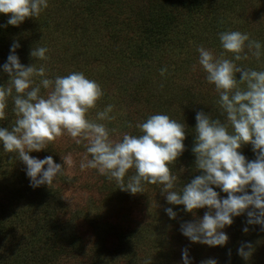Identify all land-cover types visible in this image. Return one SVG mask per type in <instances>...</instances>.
Here are the masks:
<instances>
[{"label": "clouds", "instance_id": "clouds-1", "mask_svg": "<svg viewBox=\"0 0 264 264\" xmlns=\"http://www.w3.org/2000/svg\"><path fill=\"white\" fill-rule=\"evenodd\" d=\"M48 6V0H0V13L9 15L8 25L19 26L26 18L38 17ZM219 40L223 49L220 56L199 46L198 63L206 73L207 82L215 86L219 96L217 103L226 122L197 112L196 142L192 151L196 157L195 167L202 174L184 185L181 191L174 190L177 177L171 173L169 165L185 150L184 124L166 114H154L136 125L141 135L124 133L122 139L113 140L105 124L87 118L103 96L101 86L81 72L56 76L54 80L47 78L45 65L21 64L16 54L20 47L18 42L11 46L3 65L10 79L7 87H0V121L7 119L9 97L16 117L10 130L0 128L3 150L18 154V159L26 165L31 187H50L58 175L64 174V166L71 165V157H62L61 165L55 163L52 156L41 160L29 153L46 149L66 133L76 144L84 143L91 156L89 159L86 155L81 161L82 171L95 169L109 180H115L122 191L133 195L144 192V183L161 185V194L166 195L167 202L183 205L189 213L195 214L194 210L207 207L202 219L181 225L182 234L193 243L224 246L229 237L222 229L233 223V217L245 212L247 224L260 225L264 230V70L236 63L247 60L249 53L260 60L264 52L261 43L250 39L247 33L225 31L219 33ZM47 51L45 47L33 48L30 55L46 61ZM226 54H231V58H225ZM166 71V68L161 69V75ZM236 73H240L239 80ZM34 77L40 78L39 84ZM41 88L48 90L46 95H41ZM113 108L108 105L98 111L96 120H115L116 117L110 115ZM246 144H251L256 154L253 161H247L239 151ZM132 169L134 174L125 182ZM212 186L226 193L227 198L221 199ZM249 187L251 194L247 191ZM165 211L170 218H176L172 208ZM243 231L247 233L248 227ZM252 249L250 242L242 243L238 254L248 260ZM182 259L183 264H191L187 249L182 251ZM201 264H217V261L208 259Z\"/></svg>", "mask_w": 264, "mask_h": 264}, {"label": "rangeland", "instance_id": "rangeland-1", "mask_svg": "<svg viewBox=\"0 0 264 264\" xmlns=\"http://www.w3.org/2000/svg\"><path fill=\"white\" fill-rule=\"evenodd\" d=\"M128 1L130 0H125V2ZM246 2L256 3L259 6H257L255 11L251 12L248 10L238 17V24L230 25L226 31H238L241 28H246V33H248L250 26L255 27L254 21H257L260 25L264 24V0H246ZM179 14L181 24L172 28L169 40H165L159 45L152 44L150 36L145 37L144 41L141 40L143 43L141 46L147 49L143 52L146 53L147 58H150L152 67L160 66L162 63L165 65L170 60L173 62L172 66L180 67L178 72H175L174 85L176 87H173L174 91H183L184 88L180 89V87L185 82L187 83V79L197 76L195 73L197 67L200 66L198 63L199 53L197 51L199 46L212 50L216 57H219L223 51L221 47L215 51V46L212 43H197V36L200 35L202 30V21L197 24L195 22L197 17H193L187 11H181V9H179ZM127 15H119L117 18L123 19ZM213 24H218L220 31H223L226 25L221 19H213ZM184 26H189L186 32H184ZM115 27L117 32L121 24L117 22ZM139 34L140 31L129 32V35L131 37L134 36L135 39H137ZM205 35L211 38L213 35L211 29ZM40 38L38 36L37 39ZM215 39L219 40V35ZM104 42L110 44L111 40L108 36H105ZM69 43L75 47H81L79 40L65 43L64 40L56 39L55 37H51L48 40L42 39L39 46L36 47L48 49L46 53L48 59L46 61L35 59L34 63L37 67L41 64L45 65L47 78L54 80L56 76H66L72 72H78V68L84 66L83 63H77L76 59L69 61V55L72 52L69 49ZM138 43L140 44L139 41ZM82 49L87 51L89 46L87 50L85 47ZM247 51L248 49L245 48V52ZM186 52L189 53L188 58L191 59L190 65H185V62H182V60H185L183 56L187 55ZM248 55L249 58L242 60L241 65L236 62L238 66H246L245 68L258 71L264 70L262 59L257 60L250 53ZM92 57L102 58L104 55L101 52H97ZM89 65L81 73L101 86L103 96L97 101L96 107L89 111L87 118L105 124L110 130L111 139L120 140L124 133L136 136L141 135L142 133L136 125L145 122L149 116L154 114H166L171 119H175L185 125L186 138L183 141L185 150L177 158L176 162L169 165L171 173L177 177L174 190L181 191L184 185L191 182V177L194 173L202 172L195 167L196 157L192 149L196 142V114L202 110V112H207L209 108L205 104L208 105V103H202L204 106L202 108L203 106L201 107V103H198L199 101H193V104L187 102L186 108L179 111L174 110L175 104L168 106L166 111L161 106H155L154 108L149 105L146 106L144 104L146 100L140 97L139 94L134 95L129 86H122V84H116L113 81L115 76L106 71L107 66H105L103 59L102 61L91 59ZM148 70L150 73L154 71L153 68H148ZM179 70H184L181 73L182 78L188 75L186 76V81H180ZM235 75L239 80L240 73ZM35 79H38V77H34ZM176 82L178 85H176ZM213 88H215L213 84H208L204 93L213 94L211 91ZM47 91L42 88L43 95H46ZM178 93L181 94L180 92ZM13 95H15V92H13ZM8 105H11L13 109L14 104L11 98L8 101ZM108 105L114 106L110 115H114L116 119L112 121H97L96 113L103 111ZM172 110L175 114L170 113ZM15 119V116H10L6 121L15 122ZM189 125L193 127L192 130ZM112 129H115V132H112ZM243 146L245 147V145ZM29 155L41 160L47 156H52L54 162L61 165L64 163L62 157H71L72 163L64 166V174L58 175L50 187L42 185L33 188L34 191L40 193L48 192V195L44 197L46 204L41 205L42 207H39L34 212L36 213V220L41 224L42 221L46 222L50 217L51 219L55 218L52 222L55 225L60 223L63 229L66 228L65 223L70 224L64 232L67 238L60 242L54 241L49 235V230H37L39 224L36 227L33 225L31 227L27 225L20 226V230L10 233L13 235L17 234L16 239L19 235L29 237V246L31 248L19 247L20 254L29 258L26 264L32 261L35 262L33 260L34 255L30 256V249L34 250V252L39 250L38 256L34 257L47 260L46 264H127L126 259L129 253L134 256V262L137 264H146V262L148 264H183L182 251L184 249L188 250L191 264H201L202 261L208 259H215L217 264H264V230H262L260 225L247 224V212L233 217V223L222 229L229 237L228 242L224 246L213 247L201 243H193L182 234L181 225L202 219L205 212L208 211L207 207L194 210L195 214L189 213L184 210L183 205L169 204L166 200V195L161 194V185L144 183V192L133 195L128 191H122L118 188L115 180H109L106 176L100 175L95 169L82 171L79 167L81 161L84 160L86 155L89 159H91V156L87 154L84 143L76 144L66 133L47 145L46 149L32 151ZM19 162L22 161L19 160ZM186 164L189 166L190 172L184 169ZM14 165L16 166L12 167L9 163L0 165V169L2 166L10 168L9 170L5 168L0 172L2 175L0 180L2 177H6L0 185V264H3V262L11 264L9 259H18L17 254H15L19 253L16 245L14 242L9 244L6 241L7 236L1 233L5 226L4 216L6 214L4 210L16 214L19 213L15 205L17 194H14V191L22 187L25 182L30 181L26 175V165L24 164L25 169H20L18 162ZM134 172V169L129 171L125 177V182ZM212 187L219 193L221 199L227 198L226 193H223L215 186ZM247 191L251 194V188H248ZM27 196L28 193L21 199L24 202L22 203L23 205L28 204L25 201ZM167 208H172L176 213L175 219L170 218L166 213L165 209ZM32 218L33 216H31ZM18 225L21 224L18 223ZM245 227L249 229L247 233L243 231ZM19 242L22 243L23 241L20 240ZM245 242H250L253 245L252 255L248 260L243 259L238 254L239 247ZM33 246L38 250L33 249ZM36 263H38L37 260ZM42 263L45 264L44 262Z\"/></svg>", "mask_w": 264, "mask_h": 264}, {"label": "trees", "instance_id": "trees-1", "mask_svg": "<svg viewBox=\"0 0 264 264\" xmlns=\"http://www.w3.org/2000/svg\"><path fill=\"white\" fill-rule=\"evenodd\" d=\"M48 5V8L43 10L38 17L26 18L19 26L8 25L7 21L9 15L0 13V87L8 86L10 77L3 71V65L7 62L11 46L14 42H18L20 45V47L16 49V54L21 64L29 66L35 63V59L31 57L30 52L33 48L39 46L42 39L48 40L51 37H55L56 39L64 40L65 43L79 40L81 45L80 48L69 43V49L72 51L69 55V61L76 59L77 63H83L84 65L78 68V72L85 71V67L90 66L89 63L91 59L98 61H102L103 59L105 66H107L106 71L115 76L113 81L116 84H122V86H129V89L132 90L134 95L139 94L140 97L146 100L144 102L146 106L149 105L153 108L155 106H161L166 111L168 106L175 104L176 107L174 110L179 111L186 108L187 102L193 104V101H199L198 103H201V107L203 106L202 103H208V105L205 104V106L209 108L207 112H204L205 114L209 113L212 119H220L222 122H226L224 120L225 117L221 115V109L217 103L219 96L216 94L215 88L211 89L213 94L204 93L209 83L206 80V73L201 66L197 67L195 73L197 76L194 78L189 77L187 79L188 85L185 82V84L180 87V89L184 88L183 91H174L176 87L174 85V76L175 72H178L180 67L172 66V60L165 65L162 63L160 66L152 67L150 58H147L146 53L143 52L147 49L141 46L143 44L141 40L144 41L145 37L150 36V40L154 45H159L165 40H169V34L172 33V28L175 25L181 24L179 14V9H181V11H187L193 17H197L195 20L197 24L199 21H202V30L200 35L197 36V43H212L216 51L221 47L220 40L215 39L219 33L225 32L230 25L238 24V17L248 10L251 12L255 11L259 4H251L246 2V0H130L128 2H125V0H48ZM126 14H128L127 17L123 19L117 18L119 15ZM131 15H133V17H131ZM213 19H221L225 22L226 25L223 31H220L218 24L212 25ZM117 22L121 24V27L116 32L115 24ZM254 22L255 27L250 26L247 34H249L250 39L257 40L261 43V50L264 52V24L260 25L257 21ZM188 27L189 26H184V32H186ZM209 29H211L213 34L211 38L205 35ZM134 31H140V34L137 35V39L129 35V32L134 33ZM238 31L246 33V28H241ZM38 36L41 38L37 39ZM105 36L110 38L111 45L104 42ZM135 40L137 41L135 42ZM88 46L89 50H87ZM83 47H85L87 51H84L82 49ZM97 52H101L104 57H92ZM186 53L187 55L183 56L185 60H182V62H185V65H190L191 59L188 58L189 53ZM225 58L230 59L231 54H226ZM260 59H262L264 63V55H262ZM237 63L240 65L242 64L241 61ZM148 68H153L154 71L150 73ZM164 68H166L167 71L162 76L160 70ZM183 71L184 70H179L180 81H186V76H188L186 75L182 78L181 73H183ZM35 81L36 84H39L40 78L38 77ZM176 85H178L177 82ZM41 95H43L42 88ZM10 98L11 97H9L8 101H10ZM202 108H204V106ZM6 112L7 119L0 121V128L10 130L15 123L6 121L10 116H15L11 105H8ZM170 113L175 114L173 110ZM189 127L191 130L193 129L192 126L189 125ZM228 130L231 132V127H229ZM239 151L245 156L247 161L256 159V154L253 152L251 144H246L245 147L242 145ZM19 160L18 155L15 153L5 152L3 150V144L0 143V165L9 163L10 166L15 167L16 165L14 164L18 162L20 169H25L24 163L19 162ZM184 167L185 170L190 172V168L187 164ZM5 168L8 167L2 166L0 172ZM9 169L10 168H8V170ZM201 173L202 172L194 173L191 180L201 175ZM0 176L2 175L0 174ZM5 178L6 177L1 178L0 185L4 182ZM30 190L31 192L33 191V193H31ZM14 192V194H17L15 205L19 213L16 214L4 210L6 214V216H4L5 226L1 233L7 236L6 241L9 244L14 242L18 249L17 252L19 251V247L22 246L31 248L29 246L30 239L28 236L19 235L16 239L17 234H10L13 233V231L20 230V226L23 227L27 225L31 227V225H33L36 227L39 224L37 230H49V235L52 240L60 242L64 240V238H67L64 232L68 229L70 224L65 223L66 228L63 229L60 223L55 225L52 222L55 218L51 219L50 217L46 222L42 221L43 223L41 222V224L36 220V213L34 212L39 207H42L41 205L46 204L44 197L48 195V192L40 193L34 191L33 187L30 186V181L25 182L22 187ZM26 193H28L26 197L27 200H24L27 201L28 204L23 205L22 203L24 202H22L21 199ZM31 216H33L32 219ZM18 223L21 225H18ZM20 240L23 242L18 243ZM33 249H36V251L38 250L34 246ZM38 251L34 252V250L32 251L30 249V256H38ZM20 253V251L19 253H15L18 259H9L11 264H26L29 258ZM34 256L33 260L35 262L31 260L32 262L29 264H43L42 262L46 264L47 260H42ZM133 258L134 256L129 253L126 263L137 264L134 262ZM36 260L38 263H36ZM5 263L6 262H3V264Z\"/></svg>", "mask_w": 264, "mask_h": 264}]
</instances>
